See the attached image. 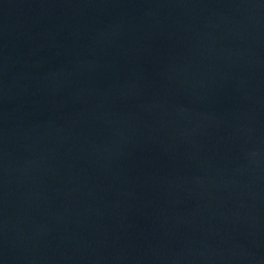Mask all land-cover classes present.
Returning a JSON list of instances; mask_svg holds the SVG:
<instances>
[{
    "label": "water",
    "instance_id": "95a60500",
    "mask_svg": "<svg viewBox=\"0 0 264 264\" xmlns=\"http://www.w3.org/2000/svg\"><path fill=\"white\" fill-rule=\"evenodd\" d=\"M0 264H264V0H0Z\"/></svg>",
    "mask_w": 264,
    "mask_h": 264
}]
</instances>
